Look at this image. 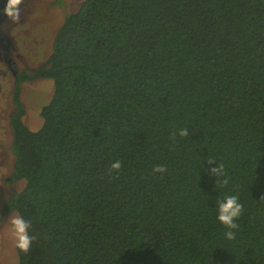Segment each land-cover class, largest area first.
<instances>
[{
  "label": "trees",
  "instance_id": "obj_1",
  "mask_svg": "<svg viewBox=\"0 0 264 264\" xmlns=\"http://www.w3.org/2000/svg\"><path fill=\"white\" fill-rule=\"evenodd\" d=\"M15 77L18 264H264V0H83ZM34 78L53 94L32 131L18 84ZM225 194L243 205L233 241Z\"/></svg>",
  "mask_w": 264,
  "mask_h": 264
},
{
  "label": "rangeland",
  "instance_id": "obj_2",
  "mask_svg": "<svg viewBox=\"0 0 264 264\" xmlns=\"http://www.w3.org/2000/svg\"><path fill=\"white\" fill-rule=\"evenodd\" d=\"M82 1L22 0L18 18H8L0 13V264H18L9 223L17 212L5 205L24 186V180L13 175L12 130L9 125V118L15 111V73L24 71L30 74L47 59L63 18L76 12ZM18 86L25 109L23 122L35 131L42 122L40 110L53 94V80L34 78L19 82Z\"/></svg>",
  "mask_w": 264,
  "mask_h": 264
},
{
  "label": "clouds",
  "instance_id": "obj_3",
  "mask_svg": "<svg viewBox=\"0 0 264 264\" xmlns=\"http://www.w3.org/2000/svg\"><path fill=\"white\" fill-rule=\"evenodd\" d=\"M21 3L22 0H5V5L3 9H0V13H2L5 17L16 19L19 16V5ZM189 135L190 133L188 128L183 126L178 127L174 132V137L187 138ZM120 166V161L117 160L111 164V169L119 170ZM212 171L218 175L219 183L221 185L227 184L226 179H221L224 174L222 164H217ZM153 172L164 174L166 172V168L163 165H158L153 168ZM214 207L216 222L222 225L225 229L223 233L224 240H235L239 229L237 220L243 212V205L240 202L239 197L235 194H225L220 199L215 201ZM9 223L14 236L16 249H18L19 252H28L33 241V237L29 235L28 231L30 228V222L22 215L15 214L10 218Z\"/></svg>",
  "mask_w": 264,
  "mask_h": 264
},
{
  "label": "flooded vegetation",
  "instance_id": "obj_4",
  "mask_svg": "<svg viewBox=\"0 0 264 264\" xmlns=\"http://www.w3.org/2000/svg\"><path fill=\"white\" fill-rule=\"evenodd\" d=\"M4 5H5V2L2 3V1H0V9H3ZM0 18H1V15H0Z\"/></svg>",
  "mask_w": 264,
  "mask_h": 264
}]
</instances>
